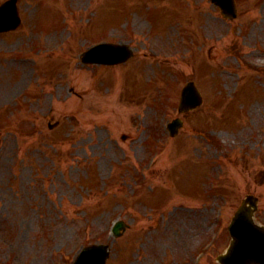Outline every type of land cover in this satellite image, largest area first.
Returning a JSON list of instances; mask_svg holds the SVG:
<instances>
[{"label":"rangeland","instance_id":"rangeland-1","mask_svg":"<svg viewBox=\"0 0 264 264\" xmlns=\"http://www.w3.org/2000/svg\"><path fill=\"white\" fill-rule=\"evenodd\" d=\"M48 1L22 0L23 25L0 35V264H70L77 243L100 238L119 207L129 227L115 238L106 231L107 264H198L200 252L199 264H220L228 224L246 193L260 196L264 221L259 141L217 163L222 181L210 193L204 189L217 137L243 139L256 128L264 138V0H240L233 21L211 0H164L155 4L163 14L154 11V0H127L130 11L120 14L107 11L119 0H53L56 24L46 28L54 17L41 10L33 24L42 26L34 28L31 13L38 4L52 6ZM147 17L157 24L166 19L168 44L157 47L140 34L150 27ZM104 30L139 35L135 64L102 68L78 60ZM165 45L183 53L158 55ZM188 78L200 81L206 103L162 144L163 118L178 114L175 83ZM124 134L131 137L123 140ZM204 238L216 239L214 245L200 247Z\"/></svg>","mask_w":264,"mask_h":264},{"label":"water","instance_id":"water-1","mask_svg":"<svg viewBox=\"0 0 264 264\" xmlns=\"http://www.w3.org/2000/svg\"><path fill=\"white\" fill-rule=\"evenodd\" d=\"M0 25L3 26V23ZM250 201L256 207V201L252 198ZM251 209L244 203L237 212L231 227L234 240L227 253L219 256L223 264H264V226L253 220Z\"/></svg>","mask_w":264,"mask_h":264}]
</instances>
